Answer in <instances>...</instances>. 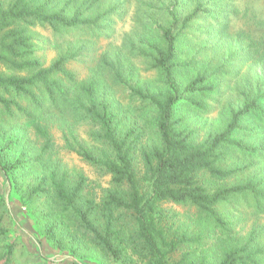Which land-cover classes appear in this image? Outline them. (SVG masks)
Returning a JSON list of instances; mask_svg holds the SVG:
<instances>
[{
    "label": "trees",
    "instance_id": "obj_1",
    "mask_svg": "<svg viewBox=\"0 0 264 264\" xmlns=\"http://www.w3.org/2000/svg\"><path fill=\"white\" fill-rule=\"evenodd\" d=\"M102 5V0H0L1 172L5 176L19 170L33 172L36 183L27 197L45 200L49 238H66L72 248L95 251L103 261L261 264V231L252 228L245 238L236 237L219 209L237 197H250L255 207L264 204V167L259 162L241 163L236 156H230V164L225 162L233 150L249 156L264 153V146L253 148L232 140L243 128V119L255 113L264 117V91L260 92L264 80L253 92L239 93L241 104L229 112L222 130L210 131L196 143L191 138L194 130L178 112L186 103L201 111L197 98L213 93L216 86L201 71L182 84L180 70L189 65L178 61L177 46L196 15L202 13L205 21L212 17L203 10L204 0H192V11L183 19L174 10L179 0H170V24L157 23L160 42L145 47L150 52L149 68L164 78V90H151L132 64H119L125 58L112 64L107 54L86 81H77L65 65L82 46H67L49 66L34 56L31 27L45 25L53 35L81 27L99 30L104 16L115 12ZM218 35L222 39L227 34L221 29ZM240 44L244 62L257 61L264 67V41L249 38L248 44L242 39ZM110 74L112 83L130 79L124 84L127 107L114 98ZM4 128L23 130L11 139L1 131ZM27 128L32 142L24 132ZM85 128L92 147L79 138ZM54 129L67 151L110 177V188L93 185L55 157ZM253 167L258 169L248 174ZM167 204L193 208L195 214L187 213L180 222L165 210ZM204 239L211 244L203 247Z\"/></svg>",
    "mask_w": 264,
    "mask_h": 264
},
{
    "label": "rangeland",
    "instance_id": "obj_2",
    "mask_svg": "<svg viewBox=\"0 0 264 264\" xmlns=\"http://www.w3.org/2000/svg\"><path fill=\"white\" fill-rule=\"evenodd\" d=\"M169 2L170 0H102L104 10L110 6L115 12L104 16L99 30L81 27L65 30L61 35H53L47 26L36 25L29 29L35 48L34 56L40 58L44 66H49L59 54L65 52L67 46H82L84 48L78 52L76 58L65 65L77 81H86L92 70L98 69L102 55L107 54L108 61L112 64H115L116 58H125L119 64L125 66L126 61L132 64L140 79L151 90H164V78L158 71L149 68L150 57L147 54L150 52L145 47L152 42H160L157 23L170 24ZM204 2L203 10L212 17L205 21L202 13L196 15L188 23V31L182 33L177 46L178 61L189 65L187 70H180L179 79L182 84L201 71L208 73L209 81L216 86L213 93L197 98L196 101L202 107L201 111L186 103L178 112L177 116H181L189 129L194 130L191 138L196 143L206 138L210 131L215 133L222 130L228 123L229 112L241 104V100L240 104L238 100L239 93L248 89L253 92L256 83L264 80V67L257 61L244 62L242 44L239 45L241 39L244 44H248L249 38L264 41V0H223L220 5L214 0ZM179 4L174 10L183 19L192 11V0H179ZM218 14L220 17L217 19ZM153 19L156 21L152 22ZM221 29L227 34L222 39L218 35ZM241 33H244V37ZM131 43L133 45L130 47ZM262 48L264 49V44ZM141 53H146V56ZM108 79L111 82L112 74ZM175 80L179 84L177 74ZM129 81L125 77L119 83L111 82L114 98L123 107H127L129 103L124 90V84ZM263 91L264 86L260 92ZM257 95L258 91L253 94V98ZM131 104L137 106L138 110L141 109V106L136 105L138 102ZM261 109L264 113V108ZM241 124L243 128L234 132L232 140H240L253 148L264 146V117L255 113L243 119ZM21 130L23 129L9 131L4 128L1 131L13 139L21 136ZM88 131V128L81 129L79 138L92 147L94 144L87 137ZM24 132L28 141L32 142L30 128ZM52 133L55 157L67 169L83 173L95 186L110 188L109 176L67 151L57 130L54 129ZM230 156H236L241 163L259 162L264 167L262 152L249 156L233 150L225 157L226 164L232 161ZM257 169L251 168L248 174ZM35 183L33 172L19 170L5 176L0 170V264H118L103 261L95 251L76 250L61 236L49 238L46 220L43 218L45 200L27 197V190ZM164 208L170 215L176 214L180 222L186 219L187 213L195 214L193 208L188 210L181 205L167 204ZM219 213L223 216L227 229L238 238H245L252 228L260 230V244L264 245L263 203L255 207L250 197H237L223 204ZM202 242L203 247L211 244L210 239ZM261 264H264V257Z\"/></svg>",
    "mask_w": 264,
    "mask_h": 264
}]
</instances>
